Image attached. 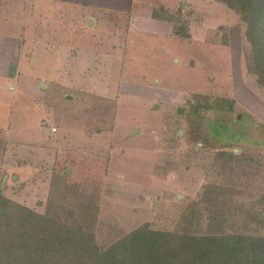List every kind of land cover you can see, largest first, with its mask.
<instances>
[{
	"label": "rangeland",
	"instance_id": "374dc122",
	"mask_svg": "<svg viewBox=\"0 0 264 264\" xmlns=\"http://www.w3.org/2000/svg\"><path fill=\"white\" fill-rule=\"evenodd\" d=\"M225 9L211 15L223 24L230 20L216 27L217 48L180 43L181 55L197 52L212 66L176 67L164 55L168 64L151 71L147 59L131 60L145 74L124 71V89L139 93L136 80L159 79L153 91L165 100L151 102L116 90L119 59L132 53L124 42L115 47L102 42L112 36L106 24L112 21L103 19L94 30L84 16L88 9L36 0L26 13L17 9L14 24L3 17L2 5L0 194L92 230L102 250L145 222L157 230L214 233L210 217L225 213L221 231H263L258 224L247 227L243 217L264 203V87L254 70L246 23ZM185 90L191 94L185 102L168 100ZM111 93L115 99L106 98ZM205 96L210 103L228 98L232 107L194 112L198 103L206 105ZM124 104L163 106L151 108L152 122L142 121L132 133L117 115L126 112Z\"/></svg>",
	"mask_w": 264,
	"mask_h": 264
},
{
	"label": "trees",
	"instance_id": "16d2710c",
	"mask_svg": "<svg viewBox=\"0 0 264 264\" xmlns=\"http://www.w3.org/2000/svg\"><path fill=\"white\" fill-rule=\"evenodd\" d=\"M217 1L246 23V38L256 58L254 70L264 87V0ZM209 98L205 96L206 105L198 103L194 112L232 107L228 98L216 97L211 103ZM262 205L243 217L247 227L258 224L264 231ZM227 217L225 213L210 217L214 233L157 230L145 222L102 250L92 230L70 226L56 215L38 213L0 194V264H264V232L219 230Z\"/></svg>",
	"mask_w": 264,
	"mask_h": 264
},
{
	"label": "crops",
	"instance_id": "0c3cea01",
	"mask_svg": "<svg viewBox=\"0 0 264 264\" xmlns=\"http://www.w3.org/2000/svg\"><path fill=\"white\" fill-rule=\"evenodd\" d=\"M36 0H0V7L2 5L6 8V13L3 16L7 22L11 19L16 20L13 22L14 24L18 23V15L16 14L18 10L26 13V7L29 6L30 3L35 2ZM62 3H70L76 5L78 7H83L88 9L85 18L89 19L92 25V29H96L97 26H101L103 23V19L105 21L110 20L112 22L106 23L110 25L111 29L108 30L112 35L111 37H107V39L102 37V42L108 41L109 44H112L113 47L116 46V43L119 41L124 42V47L126 52L132 53V56H127L130 58L119 59L118 65L116 67L119 78L118 84L119 86L116 88L120 94L124 95H133L137 94L141 96L143 100L151 102L155 99L159 101H163L165 99H159L158 94H156L153 89L158 85L157 82L160 83L159 79L155 81L153 78L146 79L144 76L141 80H136V84H141V92L138 93L132 89L134 88H126L124 89L123 84L124 80L122 79V73L127 72L126 74L131 75H141L145 74L142 70L138 71L139 68L135 67L134 63L131 60L138 59L142 63H145L146 59L148 61L147 66L148 69H157L159 64L164 65L163 58L165 56H172V59L169 58L168 62L173 64L176 67L188 65L190 69L197 71V69H206V67H210L213 64L212 61H208L207 58L197 55V52L194 54H189L187 56H183L180 54V43L184 41H189L190 43L206 44L208 47H214L212 50L217 48V33L218 29L216 27H226L229 23V19L226 22L220 23L219 21H214L211 18V15H218L217 13L224 11L227 5L217 1V0H49ZM231 9V8H229ZM16 10V12H15ZM91 11V12H90ZM228 14V13H227ZM105 17V18H103ZM223 19V18H222ZM225 19V18H224ZM223 21V20H221ZM106 32V31H105ZM225 34V33H224ZM35 37V33H33ZM5 39V38H4ZM9 39V37H8ZM35 39V38H34ZM42 40L43 38H39ZM99 41V37H97ZM38 40V39H36ZM121 44V43H120ZM174 45V46H173ZM216 45V47H215ZM228 44L226 43L225 46ZM104 46V45H103ZM77 49V47H76ZM80 50L73 52L72 54H77ZM216 52V51H215ZM71 54V55H72ZM73 56V55H72ZM135 56V57H134ZM137 56V57H136ZM134 57V58H133ZM135 60V62H136ZM76 62H72L71 67L77 72L79 70V66L75 65ZM82 65L81 62H78ZM113 64V63H112ZM168 64V63H167ZM166 64V65H167ZM142 65V64H141ZM114 67V66H113ZM83 72V76L86 75L84 69L81 70ZM72 73V71H71ZM121 76V77H120ZM85 80V78L83 79ZM135 83V81H129ZM77 86L81 89H84L81 85ZM157 84V85H155ZM122 85V86H120ZM150 85V86H149ZM151 88L150 91L145 89ZM193 94V93H192ZM191 95L190 93L186 94V90L183 91V94L180 93L179 96L175 95V97L168 98L170 101L173 99L175 102L179 104V100L185 102L187 97ZM106 98L115 99L113 93L105 95ZM180 96H182L180 98ZM186 96V97H185ZM167 100V99H166ZM150 102V103H151ZM166 102V101H165ZM146 103V102H144ZM167 103V102H166ZM119 105V104H118ZM146 104L145 106H147ZM161 104H157V107H145L141 106L137 109L134 108L137 105L124 104L121 105L122 108L125 109L126 112H118L117 115L121 116V122H125V126L135 133L136 131H140L137 128L139 123L142 121L145 123L152 122L153 119L152 109H160ZM163 106V105H161ZM152 108V109H151ZM182 109V108H180ZM180 109L177 108L178 111ZM184 110V109H183ZM185 112V110H184ZM127 113V114H125ZM149 113V114H148ZM179 114L181 112H178ZM151 118V119H150ZM158 119H160L158 117ZM154 121V120H153ZM119 124V123H118ZM48 135L52 134L50 129L47 130Z\"/></svg>",
	"mask_w": 264,
	"mask_h": 264
},
{
	"label": "built area",
	"instance_id": "2783aa9c",
	"mask_svg": "<svg viewBox=\"0 0 264 264\" xmlns=\"http://www.w3.org/2000/svg\"><path fill=\"white\" fill-rule=\"evenodd\" d=\"M54 129V128H53Z\"/></svg>",
	"mask_w": 264,
	"mask_h": 264
}]
</instances>
